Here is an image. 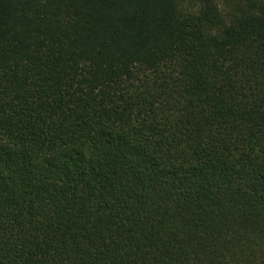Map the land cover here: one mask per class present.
<instances>
[{
    "label": "trees",
    "instance_id": "trees-1",
    "mask_svg": "<svg viewBox=\"0 0 264 264\" xmlns=\"http://www.w3.org/2000/svg\"><path fill=\"white\" fill-rule=\"evenodd\" d=\"M0 264H264V0H0Z\"/></svg>",
    "mask_w": 264,
    "mask_h": 264
}]
</instances>
